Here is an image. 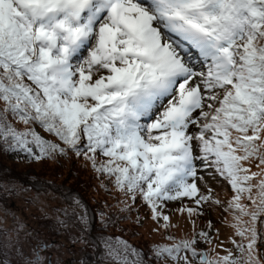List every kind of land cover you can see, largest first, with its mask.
<instances>
[{"label": "snow or ice", "instance_id": "1", "mask_svg": "<svg viewBox=\"0 0 264 264\" xmlns=\"http://www.w3.org/2000/svg\"><path fill=\"white\" fill-rule=\"evenodd\" d=\"M0 102V151L30 162L83 157L165 229L169 202L189 217L220 203L197 186L201 172L233 190L225 210L240 237L235 253L210 258L196 247L197 236L212 243L201 231L152 245L148 260L121 237L99 235V264H264V0H0ZM63 201L57 232L82 252L96 248L91 210L70 194ZM99 216L101 233L116 223ZM50 247L60 246L41 241L26 255L9 240L0 264L13 255L43 264Z\"/></svg>", "mask_w": 264, "mask_h": 264}, {"label": "rangeland", "instance_id": "2", "mask_svg": "<svg viewBox=\"0 0 264 264\" xmlns=\"http://www.w3.org/2000/svg\"><path fill=\"white\" fill-rule=\"evenodd\" d=\"M36 130L46 139L56 140L39 126ZM85 164L83 157L77 158L73 153L67 157H58L57 161L30 162L22 155L0 151V166L5 174L4 180L0 181V246L9 240L18 241L21 250L31 255V249L41 241L53 243V240H58L57 245L60 247H50L49 251L42 253L43 264H47L51 253L53 264H68L67 260L75 258L78 261L85 255L90 264H99L104 257L101 255L102 246L97 242L98 235L121 237L142 250L145 259L151 260L152 245L173 243L167 239L169 236L178 241L190 239L194 233L204 231L212 237V243H205L197 236L196 247L207 251L210 258L217 253L226 255V249L236 252L231 240L239 241L240 237L235 235L232 227L234 221L231 210H225L234 193L230 185L220 177L213 178L201 172L204 179L197 181L201 192L207 195L208 189H211L212 198L219 200V204L211 201L204 203L200 206L202 215L189 217L186 211L177 210L182 207L179 201L169 202L164 208V214L169 216L170 227L165 229L162 227L163 219L158 222L153 220L150 209L139 198L133 204L107 178L98 177ZM251 170L258 171L255 166ZM101 181L107 185V189L101 187ZM69 194L81 199L91 210L93 220L89 236L97 243L96 248L88 247L82 252L80 244L73 246L68 243L67 234L57 232L56 217L59 213L56 209L64 203V195ZM243 202L248 203L247 200ZM125 203L131 205V210L121 212ZM183 204L195 207L194 202L188 198L184 199ZM99 212L105 213V219L111 217L116 221L115 224H109L102 233L98 230L101 223ZM17 224L24 225L18 235L13 231ZM11 259L16 264L17 258L14 255ZM152 264H156V261L152 260Z\"/></svg>", "mask_w": 264, "mask_h": 264}, {"label": "flooded vegetation", "instance_id": "3", "mask_svg": "<svg viewBox=\"0 0 264 264\" xmlns=\"http://www.w3.org/2000/svg\"><path fill=\"white\" fill-rule=\"evenodd\" d=\"M52 242H53V243H51L52 245H57L58 240H57V241L53 240ZM73 246H74V245H73ZM47 251H49V248H48V249H43V248H42V251H40V255L42 256V253H45V252H47ZM50 259H51L52 264H53V254H52V253L50 254ZM74 260H75V258H72V259L67 260L66 262H68V264H73V261H74Z\"/></svg>", "mask_w": 264, "mask_h": 264}, {"label": "trees", "instance_id": "4", "mask_svg": "<svg viewBox=\"0 0 264 264\" xmlns=\"http://www.w3.org/2000/svg\"><path fill=\"white\" fill-rule=\"evenodd\" d=\"M2 152V151H1ZM5 178V174L3 172V169H1V166H0V181L1 180H4ZM97 229V228H96ZM99 236V235H98ZM0 239H1V232H0ZM102 248V247H101ZM103 249V248H102ZM97 253H98V250H97Z\"/></svg>", "mask_w": 264, "mask_h": 264}]
</instances>
